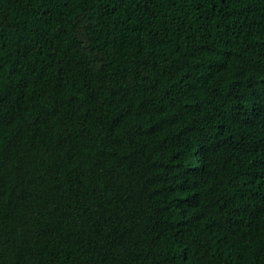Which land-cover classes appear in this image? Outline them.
Instances as JSON below:
<instances>
[{
	"label": "trees",
	"instance_id": "trees-1",
	"mask_svg": "<svg viewBox=\"0 0 264 264\" xmlns=\"http://www.w3.org/2000/svg\"><path fill=\"white\" fill-rule=\"evenodd\" d=\"M0 264H264V0H0Z\"/></svg>",
	"mask_w": 264,
	"mask_h": 264
}]
</instances>
